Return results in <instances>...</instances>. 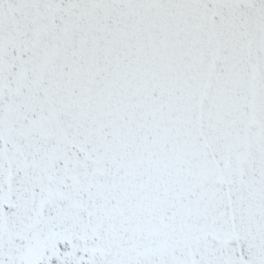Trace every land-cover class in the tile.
I'll list each match as a JSON object with an SVG mask.
<instances>
[{
	"label": "snow or ice",
	"instance_id": "snow-or-ice-1",
	"mask_svg": "<svg viewBox=\"0 0 264 264\" xmlns=\"http://www.w3.org/2000/svg\"><path fill=\"white\" fill-rule=\"evenodd\" d=\"M0 264H264V0H0Z\"/></svg>",
	"mask_w": 264,
	"mask_h": 264
}]
</instances>
